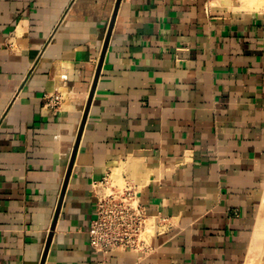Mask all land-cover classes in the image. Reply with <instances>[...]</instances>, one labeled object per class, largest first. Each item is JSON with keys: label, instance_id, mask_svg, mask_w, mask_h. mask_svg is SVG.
Masks as SVG:
<instances>
[{"label": "crops", "instance_id": "obj_1", "mask_svg": "<svg viewBox=\"0 0 264 264\" xmlns=\"http://www.w3.org/2000/svg\"><path fill=\"white\" fill-rule=\"evenodd\" d=\"M117 1L0 0V264L42 262ZM107 174L158 220L151 254L92 249ZM104 259L264 264V10L121 0L45 264Z\"/></svg>", "mask_w": 264, "mask_h": 264}, {"label": "built area", "instance_id": "obj_2", "mask_svg": "<svg viewBox=\"0 0 264 264\" xmlns=\"http://www.w3.org/2000/svg\"><path fill=\"white\" fill-rule=\"evenodd\" d=\"M43 100L46 109L58 112L64 98L60 92H47ZM123 182L124 187H119L107 174L92 185L97 204L88 231L89 242L104 257L128 251L146 256L154 252L151 242L158 220L148 216L140 205L137 187Z\"/></svg>", "mask_w": 264, "mask_h": 264}, {"label": "water", "instance_id": "obj_3", "mask_svg": "<svg viewBox=\"0 0 264 264\" xmlns=\"http://www.w3.org/2000/svg\"><path fill=\"white\" fill-rule=\"evenodd\" d=\"M120 2H121V0L117 1V5H116V8H115V11H114V14H113L110 26H109V31H108L107 39L105 41L104 48H103V53L101 55L98 71H97V74H96V78H95V81H94V85H93V88H92V91H91V94H90V97H89V101H88L85 113H84V116H83L82 124H81L80 130H79L78 136H77L76 145H75V148H74V151H73V155H72L71 162H70V165H69V169H68V172H67L65 184H64V187H63V190H62V193H61L58 209H57V212H56V215H55V219L53 221V225L51 227V232H50L48 240H47V244H46V247H45V251H44V255H43V259H42L41 264H45V261H46V258H47V255H48V252H49V249H50V245H51V242H52V239H53V232L55 230L57 218L59 216V212H60L61 206L63 204V199H64V195H65V190L67 188L68 180L70 178V175H71V172H72V169H73V165L75 163V159H76V156H77V152H78V148H79V145H80L81 137H82L83 130H84V127H85V123H86V120H87V117H88V114H89V110H90V106H91V103H92V100H93V96H94V93H95L97 82L99 80L100 72H101L102 65H103V62H104V59H105V54H106V51H107V48H108L109 40H110V37H111V33H112V30H113V26H114V23H115V19H116V15H117V11H118Z\"/></svg>", "mask_w": 264, "mask_h": 264}, {"label": "bare ground", "instance_id": "obj_4", "mask_svg": "<svg viewBox=\"0 0 264 264\" xmlns=\"http://www.w3.org/2000/svg\"><path fill=\"white\" fill-rule=\"evenodd\" d=\"M242 5L246 10H264V0H242Z\"/></svg>", "mask_w": 264, "mask_h": 264}, {"label": "rangeland", "instance_id": "obj_5", "mask_svg": "<svg viewBox=\"0 0 264 264\" xmlns=\"http://www.w3.org/2000/svg\"><path fill=\"white\" fill-rule=\"evenodd\" d=\"M242 1V0H241ZM121 181V180H120ZM119 185V187H124L125 183L123 181H121L120 183H117ZM118 189V188H117ZM250 264V263H249Z\"/></svg>", "mask_w": 264, "mask_h": 264}]
</instances>
